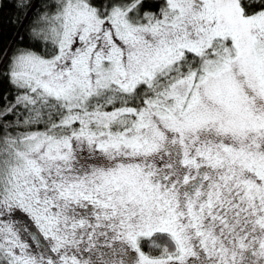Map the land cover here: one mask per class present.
<instances>
[{
    "label": "snow or ice",
    "instance_id": "snow-or-ice-1",
    "mask_svg": "<svg viewBox=\"0 0 264 264\" xmlns=\"http://www.w3.org/2000/svg\"><path fill=\"white\" fill-rule=\"evenodd\" d=\"M0 264H264V0H0Z\"/></svg>",
    "mask_w": 264,
    "mask_h": 264
},
{
    "label": "trees",
    "instance_id": "trees-1",
    "mask_svg": "<svg viewBox=\"0 0 264 264\" xmlns=\"http://www.w3.org/2000/svg\"><path fill=\"white\" fill-rule=\"evenodd\" d=\"M10 15V12L8 9L5 10V18ZM13 30L5 23V32L9 33L12 32Z\"/></svg>",
    "mask_w": 264,
    "mask_h": 264
}]
</instances>
